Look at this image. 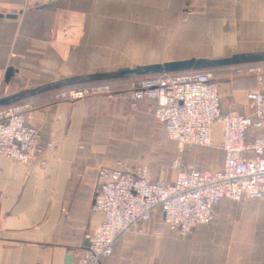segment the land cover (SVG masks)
<instances>
[{
    "label": "crops",
    "instance_id": "obj_1",
    "mask_svg": "<svg viewBox=\"0 0 264 264\" xmlns=\"http://www.w3.org/2000/svg\"><path fill=\"white\" fill-rule=\"evenodd\" d=\"M135 3L136 0H0V97L31 90L11 104L30 102L27 121L40 130L42 145H53L44 152L45 166L0 156V264H75L77 255L88 246L87 235L103 218L100 211L93 209L97 169L102 160L101 147L95 144V119L106 116L119 121L118 108L105 113L100 105L112 101L117 102L116 107L122 101L128 105L130 81L88 80L90 74L129 65L112 61L105 54L112 48L109 39L118 41L120 29L121 37L142 39L137 48L131 43L123 47L125 52L138 54L133 62L139 65L189 58L184 56V50L173 51L174 57L167 60L149 58L150 48L145 47V41L152 35L165 36L162 31L166 29L152 26L149 21L155 20L149 17L125 18L133 23L120 28L119 6ZM245 3L248 6L239 10L235 18L221 11L225 9H213V17L202 28L186 35L201 39L199 54L264 52V0H243ZM222 12L226 16L214 19ZM135 21L149 23L136 25ZM70 25L82 26L83 35L82 31L79 38L65 33V26ZM224 40L232 48H220ZM244 48L258 50H241ZM10 68L13 75L7 80ZM68 78L76 80L55 87ZM234 78L224 77L227 98L225 104L222 102L223 111L237 109L255 115L243 92L264 91V80L260 83L255 77ZM106 82L114 87L112 100L54 98L61 89ZM150 103L154 108L156 102ZM137 112V117H145L149 111L144 108ZM152 114L166 134L164 126L156 121L154 109ZM215 141L221 146L219 124L215 125ZM222 154L224 161L223 150ZM223 161L216 170L222 168ZM217 208L216 220L197 226L188 238L173 233L157 213L141 225L143 233L132 229L124 234L104 264H264V197L243 199L239 204L224 198Z\"/></svg>",
    "mask_w": 264,
    "mask_h": 264
},
{
    "label": "built area",
    "instance_id": "obj_2",
    "mask_svg": "<svg viewBox=\"0 0 264 264\" xmlns=\"http://www.w3.org/2000/svg\"><path fill=\"white\" fill-rule=\"evenodd\" d=\"M226 76L264 80V62L227 67ZM213 69L189 70L139 76L129 81V109L156 102V121L167 137L185 146H214L215 125L222 126L221 169L184 167L174 161L173 179H154L147 164L101 165L93 209L103 218L87 235L89 245L77 255L75 264H104L119 239L161 213L168 228L181 237L199 225L214 221L217 205L224 198L242 201L264 197V91L248 90L243 95L255 115L222 108L220 82ZM110 83H92L61 89L54 98L76 101L98 95H113ZM30 102L0 106V156L22 164L40 162L52 143L41 144L40 130L27 121Z\"/></svg>",
    "mask_w": 264,
    "mask_h": 264
},
{
    "label": "rangeland",
    "instance_id": "obj_3",
    "mask_svg": "<svg viewBox=\"0 0 264 264\" xmlns=\"http://www.w3.org/2000/svg\"><path fill=\"white\" fill-rule=\"evenodd\" d=\"M164 1L166 3H164ZM251 1L253 0H247V3ZM216 2L220 4H215ZM247 6L246 3L243 4V0H136L134 6H119L118 24L119 27L122 28L123 26H130L132 25L131 23H133L128 22L125 18L132 20L131 18L140 17L138 19L145 20L149 17L150 20H155L149 21L152 26L160 28L165 27V33L162 31L165 36L152 35L151 38L145 41V47L149 46L150 48V59L167 60L174 57V53L172 54V52L175 50H184L186 53L184 56L189 58L193 56L217 58L232 55L239 50L231 51L229 53H216L218 55L199 54L198 52L201 51V47L198 45H200L201 39L187 38L186 35H192L196 29L202 28L204 23L213 17H211V11L213 9H225L221 11L228 14V17L235 18L238 16V11L242 9L244 10ZM126 12L127 15H125ZM224 12L214 16V19L217 21L220 20L222 16H224ZM149 22L147 21L145 23ZM145 23H143V21L134 22L136 25ZM81 24L82 26L84 25V23ZM91 25H93V23ZM76 26H65L66 29H64V32L71 36L77 35L75 37L79 38V32L82 31L83 35L82 26ZM94 26L95 24L93 27ZM181 29H183V31ZM119 34L120 39H118V41H116V39H109L108 44H110L112 48L109 49V53L106 52L105 54L108 55L112 61L119 60V64H129L128 66L130 67L139 65L140 63L133 62L136 61L134 60V56H138V54L129 51L125 52L126 49L123 47L131 43V46L137 48L142 44V39H139V37H136L138 39L121 37V34H123L121 29ZM81 39L84 40V38ZM81 39L80 41H82ZM105 40L106 39H103L104 42ZM237 40L240 42L239 39ZM182 43H184V45ZM220 44V48H223L224 51L226 50L225 48H232L231 45H229L230 43L226 40L222 41ZM104 46L107 45L104 44ZM241 50L257 51L258 49L244 48ZM227 67L230 66L213 68L217 79L229 77L223 72ZM242 77L244 78V76H236L234 79L236 81ZM128 79L131 80L133 78ZM118 80L119 79H116L115 81ZM219 82L221 84L222 102L225 104L227 90L224 88L223 80ZM77 86L78 85L75 87ZM98 97L111 98L113 96L98 95L91 98ZM114 99H116V97ZM112 102L113 103L111 104L104 103L100 106H102V111L105 113L114 112V110L118 108L121 116L119 121L115 122L113 118H106V116L95 119V144L101 147L102 156L100 165H118L123 163L133 166L147 164L150 167L152 178H163L168 180L173 179L178 172V168L173 165L176 160H179L184 167L194 166L199 169L216 170L221 166L223 154L219 141H215L214 146L212 147H199L194 145L185 146L181 149L179 144L170 140L162 127L155 122L152 114L154 108L150 102L145 103L143 107H141V109L145 108V110L149 111L145 117H137L138 112H131L124 101H122L118 107L115 106V103H117L116 101ZM225 199L232 204H239L242 202L234 201L229 198ZM216 210L218 214V208ZM217 214L214 221L217 218Z\"/></svg>",
    "mask_w": 264,
    "mask_h": 264
},
{
    "label": "water",
    "instance_id": "obj_4",
    "mask_svg": "<svg viewBox=\"0 0 264 264\" xmlns=\"http://www.w3.org/2000/svg\"><path fill=\"white\" fill-rule=\"evenodd\" d=\"M14 16V15H11ZM264 62V52L258 53H234L232 55L207 58V57H191L180 60H170L165 62L135 65L133 67L124 66L119 67L113 71L96 72L88 75V80H109L121 78H134L152 74H167L173 72H182L189 70L213 69L217 67L234 66L239 64ZM13 75V70L10 68L6 73L8 80ZM76 79L68 78L57 82L55 87H61L75 82ZM216 81L226 79H215ZM30 91H23L6 97H0V106L9 105L18 100L19 97L28 94ZM85 245H89V240H86ZM70 259V257H69Z\"/></svg>",
    "mask_w": 264,
    "mask_h": 264
},
{
    "label": "trees",
    "instance_id": "obj_5",
    "mask_svg": "<svg viewBox=\"0 0 264 264\" xmlns=\"http://www.w3.org/2000/svg\"><path fill=\"white\" fill-rule=\"evenodd\" d=\"M113 94H114V93H113ZM105 96H109V95H105ZM139 109H140V108H139ZM139 109H138V110H139ZM217 206H218V205H217Z\"/></svg>",
    "mask_w": 264,
    "mask_h": 264
}]
</instances>
